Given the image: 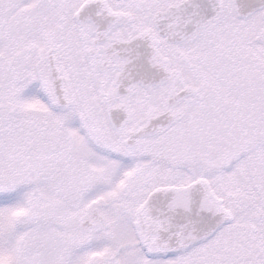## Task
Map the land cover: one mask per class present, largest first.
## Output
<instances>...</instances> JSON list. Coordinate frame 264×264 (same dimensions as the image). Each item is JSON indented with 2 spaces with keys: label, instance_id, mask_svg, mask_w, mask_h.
Instances as JSON below:
<instances>
[{
  "label": "snow or ice",
  "instance_id": "obj_1",
  "mask_svg": "<svg viewBox=\"0 0 264 264\" xmlns=\"http://www.w3.org/2000/svg\"><path fill=\"white\" fill-rule=\"evenodd\" d=\"M0 264H264V0H0Z\"/></svg>",
  "mask_w": 264,
  "mask_h": 264
}]
</instances>
